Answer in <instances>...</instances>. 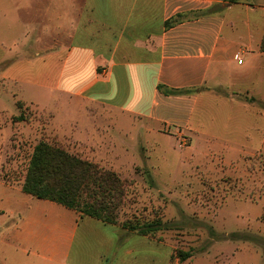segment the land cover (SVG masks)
<instances>
[{"label": "crops", "instance_id": "1", "mask_svg": "<svg viewBox=\"0 0 264 264\" xmlns=\"http://www.w3.org/2000/svg\"><path fill=\"white\" fill-rule=\"evenodd\" d=\"M218 5L0 0V64L9 61L0 75L125 113L155 132L208 139L215 109L224 122L216 130L261 131L254 123L264 126V0ZM263 145L241 143L237 152ZM140 239L118 249L114 225L0 180V264H165Z\"/></svg>", "mask_w": 264, "mask_h": 264}, {"label": "rangeland", "instance_id": "2", "mask_svg": "<svg viewBox=\"0 0 264 264\" xmlns=\"http://www.w3.org/2000/svg\"><path fill=\"white\" fill-rule=\"evenodd\" d=\"M214 112V126H224L222 113ZM254 124L261 131L210 124L208 139L170 128L155 132L125 113L19 87L0 75V180L22 188L34 148L45 142L121 179L118 249L137 235L165 264H264V145L237 152L241 143L264 142V126ZM126 220L164 224L141 236L121 227ZM180 252L192 257L181 262Z\"/></svg>", "mask_w": 264, "mask_h": 264}, {"label": "trees", "instance_id": "3", "mask_svg": "<svg viewBox=\"0 0 264 264\" xmlns=\"http://www.w3.org/2000/svg\"><path fill=\"white\" fill-rule=\"evenodd\" d=\"M248 1L228 0L230 4ZM171 24L167 22L166 26ZM165 93L179 95L190 92L167 90ZM22 191L62 205L81 216L112 225L119 223L118 208L125 194L123 183L115 173L101 170L93 163L45 142L34 148ZM163 224L161 220H126L121 227L141 236H149L160 231ZM191 257L190 252H180L177 258L184 262Z\"/></svg>", "mask_w": 264, "mask_h": 264}]
</instances>
